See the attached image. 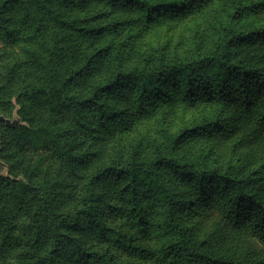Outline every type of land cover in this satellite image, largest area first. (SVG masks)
<instances>
[{
    "label": "trees",
    "instance_id": "obj_1",
    "mask_svg": "<svg viewBox=\"0 0 264 264\" xmlns=\"http://www.w3.org/2000/svg\"><path fill=\"white\" fill-rule=\"evenodd\" d=\"M84 1L88 0H0V41L22 44L18 52L22 55L0 72V107L20 118V123L6 126L9 139L0 153L12 143L21 156L30 143L34 149L47 148L74 170L84 163V155L70 146L71 137L59 123L63 112L67 110L73 123L83 128L94 110L97 122L105 126L124 118V111L103 97L126 93L142 115L175 99L232 105L250 134L264 137V67L234 59L232 49L252 35L264 37V25L252 31L233 24L251 6L232 0L229 21L214 31L207 49L172 57L158 48L155 55L139 53L140 61L126 66L122 43L109 40L92 54L88 44L121 28L126 20L90 23V17L76 14ZM93 1L134 7L140 20L149 23L161 16L195 12L211 0ZM76 53L85 54L87 61L78 63ZM103 55L110 56L107 74L86 89L85 78L94 66L89 63ZM23 66L32 71L17 80ZM38 105L47 110L42 123L33 114ZM212 129L222 132L226 126L215 118L177 133L163 129V145L153 143L152 154L117 152L82 175L77 204L70 207L64 203L67 191L58 183L57 165L54 173L41 161L17 171L14 162L4 160L6 166L0 163V264H133L116 259L110 251L114 247L128 255L153 257L157 264H264V250L254 245H264V176L237 163L209 166L179 151L187 136ZM176 181L186 183L195 200ZM200 201L215 207L219 216L201 238L188 225L186 213ZM156 207L160 216L152 219L150 211ZM107 214L114 216L112 224ZM132 227L153 233L157 246L141 244L128 231ZM88 233L100 245L87 243Z\"/></svg>",
    "mask_w": 264,
    "mask_h": 264
},
{
    "label": "rangeland",
    "instance_id": "obj_2",
    "mask_svg": "<svg viewBox=\"0 0 264 264\" xmlns=\"http://www.w3.org/2000/svg\"><path fill=\"white\" fill-rule=\"evenodd\" d=\"M242 3L251 6L249 11L242 17L234 19V26L254 31L264 25V0H241ZM232 0H211L198 10L186 15H166L161 16L149 23L140 20V14L134 7H112L107 3L88 0L83 2L76 11L81 17H90V23L104 25L115 19H125L126 22L117 30L110 31L106 35L94 37L88 41L89 49L96 53V47L102 46L109 40L114 44H123L125 65L131 66L140 61L139 53L145 55H155L156 49H161L167 56L183 57L189 55L196 48L207 49L211 46L214 31L220 29L229 21V14L232 11ZM129 21V22H127ZM18 44H3L0 41V72L6 70L16 57L22 54L19 52ZM83 46V45H82ZM234 59H240L248 65L264 67V37L255 34L246 41H241L232 45ZM78 63L87 61L85 54L76 53ZM110 62L109 55L98 57L93 62V68L88 73L87 85L93 80H100L107 74ZM31 68L22 67L16 74L17 80H22L24 75L30 73ZM89 90H86L88 92ZM110 95L103 97L106 101L112 102L123 109L124 118L108 121L105 126L100 125L95 119V111L91 110L88 125L79 127L74 124L69 117L67 110L63 112L59 123L66 128L73 144H70L73 152L84 155V163L76 165V168H67L64 161H57L51 151L47 148L34 149L29 143L25 145L23 154L16 155L19 148L14 144H6L4 152L0 153V163L6 164L4 160L10 159L15 164V170L22 171L31 168L38 161H41L43 168H50L51 173L59 167L60 175L58 183L61 188L67 191L64 198L66 207L77 204V197L82 185V175L90 172L97 165H103L117 152L124 156L135 151L138 157L152 154L153 143L163 145L162 130L170 133L188 128L192 125H199L203 122L217 118L226 126L225 131L212 129L208 133L201 135L190 134L180 145V152L193 160L204 161L209 166L225 168L229 164L237 163L244 165L248 172L257 171L258 175L264 176V137L258 139L250 134V128L243 126L241 115L232 105H223L215 101H196L187 104L181 99H175L166 103H159L147 114H139L131 104L129 93L122 96ZM33 114L39 117V123L47 118V110L43 105H38ZM0 115L20 123L19 116H11L9 109L0 107ZM4 122L0 123V146H4L9 139V135ZM8 127V126H7ZM9 149L10 157L6 153ZM16 156L19 157L16 160ZM80 163V162H79ZM176 183L187 191L191 199L195 196L190 191L188 185L181 181ZM188 225L201 238L219 221L218 212L215 207L205 201H200L193 210L187 212ZM106 215L108 222H114V216ZM151 218H159L160 208L156 207L150 211ZM22 215L20 216V218ZM23 221L19 219L18 222ZM120 222V220H116ZM128 223V221H126ZM129 232L135 233L141 244L156 247L158 240L153 233L137 231L132 227ZM87 243L97 242L91 233L86 235ZM258 251L264 250V245L254 242ZM103 246V244H102ZM116 259L123 263L133 264H157L153 257H143L128 255L118 247L111 248Z\"/></svg>",
    "mask_w": 264,
    "mask_h": 264
},
{
    "label": "water",
    "instance_id": "obj_3",
    "mask_svg": "<svg viewBox=\"0 0 264 264\" xmlns=\"http://www.w3.org/2000/svg\"><path fill=\"white\" fill-rule=\"evenodd\" d=\"M16 121V119L11 120L9 118L4 117L3 115H0V122H4L6 126H14Z\"/></svg>",
    "mask_w": 264,
    "mask_h": 264
}]
</instances>
